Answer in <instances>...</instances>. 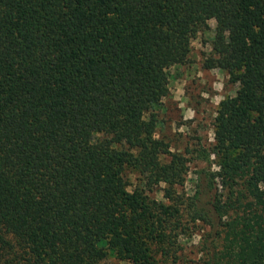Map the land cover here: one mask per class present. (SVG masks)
Segmentation results:
<instances>
[{
    "label": "trees",
    "instance_id": "obj_1",
    "mask_svg": "<svg viewBox=\"0 0 264 264\" xmlns=\"http://www.w3.org/2000/svg\"><path fill=\"white\" fill-rule=\"evenodd\" d=\"M210 20L204 66L238 89L217 107L215 194L192 217L219 243L206 264H264V0H0V264L168 256L180 210L126 172L178 177L152 110Z\"/></svg>",
    "mask_w": 264,
    "mask_h": 264
},
{
    "label": "rangeland",
    "instance_id": "obj_2",
    "mask_svg": "<svg viewBox=\"0 0 264 264\" xmlns=\"http://www.w3.org/2000/svg\"><path fill=\"white\" fill-rule=\"evenodd\" d=\"M215 27V21L210 20L208 27L192 40L185 61L167 69L169 95L152 110L158 120L155 138L168 151L160 160L169 164L176 156L178 177L170 183H154V179L148 180L138 169L126 172L129 190H143L148 201L171 204L180 210L173 223L175 230L161 244L168 256L152 246L154 264H206V248L217 242L209 236L210 227L194 221L191 212L195 195L200 206L215 194L218 179L212 175L218 172V167L212 152L217 107L223 99L235 96L238 89L225 71L204 66L212 53ZM104 264L130 263L110 256Z\"/></svg>",
    "mask_w": 264,
    "mask_h": 264
}]
</instances>
